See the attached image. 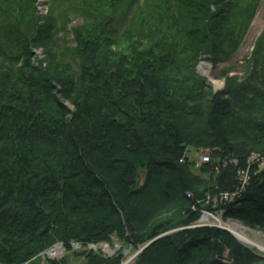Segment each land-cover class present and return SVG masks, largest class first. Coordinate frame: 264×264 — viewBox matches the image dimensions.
I'll list each match as a JSON object with an SVG mask.
<instances>
[{"label":"trees","instance_id":"trees-1","mask_svg":"<svg viewBox=\"0 0 264 264\" xmlns=\"http://www.w3.org/2000/svg\"><path fill=\"white\" fill-rule=\"evenodd\" d=\"M9 1L0 0V264H36L33 257L55 241L85 246L114 234L141 244L182 222H150L164 211L153 203L187 210L194 204L187 192L213 191L229 177L192 175L178 162L185 146L216 148L217 159L264 150V118L238 125L222 98H202L194 72L198 54L215 63L232 52L258 0H143L133 13L127 10L137 0H92V7L79 0L83 20L69 28L71 42L51 2L42 18L33 0ZM119 11L129 20L116 39ZM131 36L142 39L140 51L119 48ZM36 48L45 54L38 69ZM251 57L252 84L264 86V76H256L264 72V32ZM141 170L145 185L138 188ZM259 176L226 215L264 230V172ZM214 233H177L133 264L263 262L226 231ZM198 249L201 257L192 262ZM122 257L121 250L111 257L89 251L85 261L119 264Z\"/></svg>","mask_w":264,"mask_h":264},{"label":"rangeland","instance_id":"rangeland-1","mask_svg":"<svg viewBox=\"0 0 264 264\" xmlns=\"http://www.w3.org/2000/svg\"><path fill=\"white\" fill-rule=\"evenodd\" d=\"M7 1L8 2L5 0L7 5L11 6V1ZM33 1L37 16L42 18L46 15L48 3L51 2V13L55 18L54 21L56 25H62V23L65 24L67 34L63 36H65L67 41L70 40L71 42L72 37L69 32V28L80 26L83 20L79 0ZM88 1L93 2L92 0ZM91 2L90 6L92 4ZM102 3V5L107 6V2ZM142 4L143 0H137L130 4V6L126 5V7L129 6L127 11L133 13L140 10ZM120 10H123V7ZM117 14L118 17L114 22V26L116 28V35L119 38L116 39H121V33L124 31V27L127 26L129 19H127L123 13H120V11ZM41 21L42 19L40 18V22ZM242 27H244V29L238 40L239 42L236 43L232 52L229 53L227 57H221L219 61L214 63L209 55L198 54L194 65L195 76L200 79L202 84L201 86L203 88L202 98L205 99V97H207L208 101H210L211 94L218 95L222 98L220 101L222 105H225V108L234 114V118H236L239 122L238 125H241V122L246 123L247 120L249 121L250 119L254 120L264 118V94L262 93L264 92V86H258L256 83L252 84V80L255 75L254 69L256 68H253L251 65L253 62V60H251V56L254 53L256 45H258L262 32H264V0H258L256 9L250 17L247 26ZM131 37L132 38L130 39L124 37L121 40L122 42H120L119 48H135L140 51L143 46L142 39L136 41L135 36ZM131 39L135 40L134 44L130 42ZM132 45L133 47H131ZM33 51L32 61L35 64V68L38 69L42 65L45 66V63L42 62L45 57L43 50L41 48H36ZM261 60L264 61V59ZM202 61L209 65L210 76L202 75L199 72L198 65ZM262 64L264 65V62ZM165 71L166 70L163 72L164 74L168 72ZM176 72L177 70H175V73ZM168 73H170L173 78H177L179 80L189 79L187 74H181L178 72V76L174 77L172 72ZM256 76L261 78L264 76V72L259 69L256 72ZM228 79L230 80V85L227 84L228 86H226ZM200 103L201 99L198 100L197 104L199 105ZM234 108L236 109L234 110ZM189 109L193 110L192 108ZM236 114L238 115V118L236 117ZM246 140L249 139L246 138ZM262 146L261 147L263 149L264 144ZM256 147L258 148L260 146ZM257 148L255 151H251L246 154L243 158H240V155L236 153L222 152V157L217 159L214 157V153H218V149L216 148L207 146H185L181 152L178 162L181 164L186 162L187 165H189L188 170L192 175L198 177L201 181L210 182L215 181V179L219 177L223 179L226 174H228L229 177L225 178V181L221 184V186L220 184L215 185L213 191L202 190L198 196L194 195L192 192H187L186 196L194 201V204L190 205L187 210L180 209V211L176 209L172 212L168 210L165 211L166 207H168L171 203H161L159 200H156L157 202L153 203L156 205L155 207H163L164 209H162V211H164L156 214L154 216L155 218H153L150 222L154 223L160 219H167V216H172L171 219H174V223L179 221L182 222L169 226L167 229L160 230L153 236L147 238V240L143 243L136 246L132 243L130 244L123 242L122 240H118L114 234L110 235L108 241H100L85 246L77 242H70L69 247H67L61 241H55L33 257V259H35L34 262H36V264H47L49 260H55L63 261L66 264H86L85 256L89 251L95 254H100L102 257H111L116 254V252L121 250L123 257L119 264H133L138 258H141L143 261L145 257L149 258L151 256V252H153L152 250L156 247L160 248L163 246L161 245V241L163 239L169 238L177 233L187 232L190 234L195 231L199 232L202 229L207 232H212L211 235H215V230L226 231L236 242L262 258L263 262L260 264H264L263 228H261L258 223L246 224L234 216L226 215L232 203H235L237 200L242 198L251 181L256 177H260L259 175L264 172V150H259ZM135 183V187H144V170L138 172V177L136 178ZM153 188V185L147 186L142 194L147 193ZM169 196L165 201H169L171 199V195ZM169 207H171V205ZM186 220L187 223L185 224ZM230 223L241 227L243 233L250 239L251 242L238 238L231 231L229 227ZM200 255L201 254L198 249L197 253L194 252V260L191 261L194 262L197 257H201ZM24 264L27 263L25 262Z\"/></svg>","mask_w":264,"mask_h":264},{"label":"bare ground","instance_id":"bare-ground-1","mask_svg":"<svg viewBox=\"0 0 264 264\" xmlns=\"http://www.w3.org/2000/svg\"><path fill=\"white\" fill-rule=\"evenodd\" d=\"M198 70L202 75L210 76V67L205 62H200L198 65ZM218 86V85H217ZM231 231L240 239L244 241H250V239L243 233L242 228L236 224L230 223L229 225ZM251 242V241H250Z\"/></svg>","mask_w":264,"mask_h":264}]
</instances>
